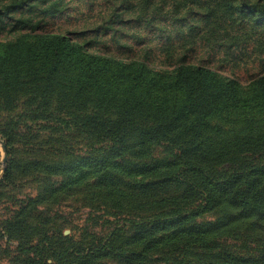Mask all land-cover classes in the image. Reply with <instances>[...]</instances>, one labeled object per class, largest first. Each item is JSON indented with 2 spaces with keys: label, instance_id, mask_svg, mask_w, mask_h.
<instances>
[{
  "label": "trees",
  "instance_id": "16d2710c",
  "mask_svg": "<svg viewBox=\"0 0 264 264\" xmlns=\"http://www.w3.org/2000/svg\"><path fill=\"white\" fill-rule=\"evenodd\" d=\"M222 2L231 23L264 26V0ZM28 28L0 44V139L7 155L0 199L15 179L37 171L38 157L54 158L52 144L39 143L43 138L29 127L54 123L55 141L79 138L90 152L73 157L65 148L50 173L85 170L95 195L110 205L106 214L128 218L125 226L109 224L105 239L74 245L60 234L32 236L29 216L16 213L3 222L0 239L17 244L23 264H264V240L244 256L223 243L236 228L264 222V73L246 89L189 62L193 48L219 50L214 33L167 37L160 50L167 69L155 70ZM7 203L23 208L12 197ZM128 208L151 212L129 216ZM208 213L219 215L214 223L197 222ZM158 249L172 258L154 261Z\"/></svg>",
  "mask_w": 264,
  "mask_h": 264
},
{
  "label": "rangeland",
  "instance_id": "374dc122",
  "mask_svg": "<svg viewBox=\"0 0 264 264\" xmlns=\"http://www.w3.org/2000/svg\"><path fill=\"white\" fill-rule=\"evenodd\" d=\"M178 1L182 0H0V44L30 32L28 27L33 26V33L64 35L73 42L87 44L85 48L94 55L145 62L151 68L161 70L167 69L160 54L167 37L214 33L221 37L219 50L210 54L202 47L193 48L189 62L210 68L246 89L264 73V26H258L256 22L248 25L231 23L225 11L219 8L222 0H192V4L183 5H178ZM65 76L58 78L60 84L66 82ZM22 80L32 81L29 77ZM86 106L92 109L91 100L88 99ZM58 113L56 118L61 116ZM29 127L38 138H43L39 143L52 144L54 158L38 157L36 172L29 178L15 179L4 190L5 197L0 199V227L14 214L21 213L29 216L32 236L41 233L54 238L60 234L76 245L82 241L105 239L109 224L125 226L126 215L113 220L106 214L112 212L110 205L103 196L95 195L93 179L85 170L64 177L54 176L48 169L54 162H62L61 153L65 148L73 157L88 154L89 143L73 137L55 141L54 134L58 129L54 123L38 122ZM50 134L53 139L47 140ZM0 143L4 145L1 139ZM3 153L0 144V173ZM11 197L23 201V208L7 205V198ZM28 198L35 203H28ZM136 209L128 208L129 216H147L151 212V208H139V212ZM217 216L208 213L197 222L212 224ZM228 235L231 236L223 240L225 247L241 256L253 255L264 240V222L238 227ZM16 247L15 242L7 241L5 237L0 239V264H23L24 258ZM191 255L187 259L192 260ZM165 258L172 256L159 249L158 255L152 257L154 261Z\"/></svg>",
  "mask_w": 264,
  "mask_h": 264
},
{
  "label": "water",
  "instance_id": "95a60500",
  "mask_svg": "<svg viewBox=\"0 0 264 264\" xmlns=\"http://www.w3.org/2000/svg\"><path fill=\"white\" fill-rule=\"evenodd\" d=\"M1 144V147L3 149V156H2V159H1V173H0V180L2 179L3 177V174L5 172V169H6V161H7V158H6V155H5V148H4V145Z\"/></svg>",
  "mask_w": 264,
  "mask_h": 264
}]
</instances>
